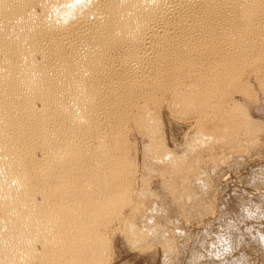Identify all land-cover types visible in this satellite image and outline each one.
Listing matches in <instances>:
<instances>
[{
	"label": "bare ground",
	"instance_id": "obj_1",
	"mask_svg": "<svg viewBox=\"0 0 264 264\" xmlns=\"http://www.w3.org/2000/svg\"><path fill=\"white\" fill-rule=\"evenodd\" d=\"M260 66L264 0H0V264L105 263V220L128 201V127L157 160L186 163L196 147L158 142L161 98L205 120ZM230 116L245 142L261 127Z\"/></svg>",
	"mask_w": 264,
	"mask_h": 264
},
{
	"label": "rangeland",
	"instance_id": "obj_2",
	"mask_svg": "<svg viewBox=\"0 0 264 264\" xmlns=\"http://www.w3.org/2000/svg\"><path fill=\"white\" fill-rule=\"evenodd\" d=\"M262 67L259 73L249 68L240 75L239 88L229 92L230 99L220 110H208L205 120L176 115L167 97L159 100L152 110L158 142L178 156L196 147L186 163L173 167L157 160L146 151L147 136L128 127L124 134L131 160L128 201L105 220L103 264H264ZM242 84L248 87L244 93L239 92ZM233 110L244 113L252 125L261 126L253 140L245 142L249 138L241 121L233 120L235 125L232 118L228 124ZM226 124L237 129L228 139L219 135ZM201 131L216 138L199 144ZM149 162L154 165L151 169L147 168Z\"/></svg>",
	"mask_w": 264,
	"mask_h": 264
}]
</instances>
